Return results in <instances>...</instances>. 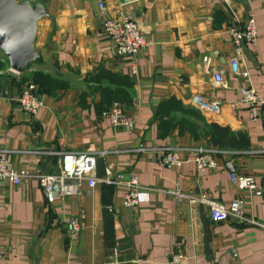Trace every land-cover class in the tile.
I'll list each match as a JSON object with an SVG mask.
<instances>
[{
	"label": "crops",
	"instance_id": "crops-1",
	"mask_svg": "<svg viewBox=\"0 0 264 264\" xmlns=\"http://www.w3.org/2000/svg\"><path fill=\"white\" fill-rule=\"evenodd\" d=\"M30 1L47 14L37 23L39 58L23 74L0 72V88H7L5 96L0 92V154L26 172L19 187L0 184V264H168L176 252L184 256L182 264H264V230L252 223L264 220V112L251 120L238 92L249 84L264 99V0H232L230 6L222 0ZM100 1L112 15L121 13L139 25L148 43L134 57L118 56L104 37ZM250 14L257 42L242 46L237 56L249 74L244 80L227 71L234 47L226 30ZM100 69L129 78V102L119 103L132 128L116 129L102 116L98 84L85 80ZM216 69L223 70V85L213 82ZM34 73L64 87L51 94L36 90L43 106L29 115L15 98ZM193 94L218 99L219 115L209 117L193 107ZM170 100L244 132L249 146L232 153L177 128L162 136L156 110ZM140 144L144 151L136 150ZM183 146L212 149L215 167L200 172L184 151L179 167L157 163L163 148ZM65 153H96L98 178L106 168L125 176L135 172L146 201L125 207L122 190L98 180L94 188L82 183L78 193L47 203L38 178L58 174ZM226 160L234 162L238 175L253 176L254 192L229 180ZM174 188L185 195L182 201L168 191ZM201 198L222 203L227 217L214 220ZM237 199L241 217L231 212ZM104 207L112 208V248L103 236ZM80 212L83 228L71 238L69 221Z\"/></svg>",
	"mask_w": 264,
	"mask_h": 264
},
{
	"label": "built area",
	"instance_id": "built-area-1",
	"mask_svg": "<svg viewBox=\"0 0 264 264\" xmlns=\"http://www.w3.org/2000/svg\"><path fill=\"white\" fill-rule=\"evenodd\" d=\"M224 4L231 5L232 0H222ZM98 17L104 37L113 42L115 53L120 57H134L139 50L143 49L148 43L146 37L141 31L139 25L122 16L111 14V10L106 7L103 1L98 2ZM227 36L231 40L234 47V54L228 63V73L232 76L236 75L241 79H249L248 72L240 66L239 56L242 51V46H248L257 42V24L254 17L250 14L243 22L235 20L227 27ZM8 71H10L8 69ZM131 71H134L132 67ZM222 69H216L212 72L214 84L223 85L224 77ZM239 101L248 109L249 118L256 119L264 112V99L261 98L253 87L249 84H243L238 87ZM20 109L29 115H35L36 112L43 106L42 100L36 92V87L32 83L26 82L23 84L19 95L15 98ZM190 104L197 110L202 111L209 117H217L220 113V102L218 99L206 97L202 94H193L189 98ZM233 105V104H232ZM102 116L108 120L109 124L116 129L132 128L133 121L128 119L126 112L119 102L111 103V106L102 112ZM146 148L141 144L137 146V151H144ZM184 151L192 156L193 162L201 172L207 168H214L216 163L213 161V150L203 146H186V147H166L163 148L158 157L157 163L165 167H179L183 162L179 153ZM236 153L235 151H231ZM102 155V153H101ZM96 153H65L61 156L60 170L56 175H44L38 178L39 187L47 203H53L59 198H63L80 191L82 183H86L88 187L94 188L97 181L101 180L105 183L112 184L116 188L122 190L120 200L125 207L137 206L141 202L146 201L145 195L139 189L138 177L135 172L130 171L127 176L120 171H114L106 168L104 175L98 178L95 174ZM225 167L228 171L229 180L241 189H246L249 192H254L256 183L251 175H238L234 162L226 160ZM26 178V172L18 171L12 168L5 156L0 154V184L7 183L11 186H21ZM176 196L178 201L184 199V194L178 188L168 190ZM190 202H196L195 199L188 198ZM208 204L210 216L214 220H221L227 217L228 210L222 203L213 200L201 198ZM200 200V201H201ZM108 211H112L108 207ZM231 212L241 217L242 202L237 199L231 205ZM252 223L264 230V220H253ZM69 235L75 238L83 228V214L69 221ZM184 256L180 252L173 253L168 261V264H182Z\"/></svg>",
	"mask_w": 264,
	"mask_h": 264
},
{
	"label": "trees",
	"instance_id": "trees-1",
	"mask_svg": "<svg viewBox=\"0 0 264 264\" xmlns=\"http://www.w3.org/2000/svg\"><path fill=\"white\" fill-rule=\"evenodd\" d=\"M8 68L6 59L0 60V72ZM0 78L2 74L0 73ZM87 82H96L97 89L101 95L103 107L101 113L111 106L112 102H129L128 87L131 88L129 78L122 77L118 74L108 73L103 69L88 74L85 77ZM24 81L25 79L22 78ZM26 83V82H24ZM23 83V84H24ZM29 83L36 86L39 93L51 94L53 91L63 88L64 85L59 81H54L48 75L42 73H34ZM123 87V88H122ZM127 87V91L125 90ZM157 129L160 130L162 136L170 134L177 128L179 132L188 131L194 139L206 138L208 141L219 148L231 151H243L249 144L247 136L244 132L233 131L231 127L209 121L190 105L180 103L176 100H170L162 103L156 110ZM105 183V182H103ZM110 187H115L112 184L105 183ZM103 221V236L105 244L108 247H113V218L108 207L102 210Z\"/></svg>",
	"mask_w": 264,
	"mask_h": 264
},
{
	"label": "water",
	"instance_id": "water-1",
	"mask_svg": "<svg viewBox=\"0 0 264 264\" xmlns=\"http://www.w3.org/2000/svg\"><path fill=\"white\" fill-rule=\"evenodd\" d=\"M121 3L127 0H119ZM47 17L39 2L0 0V51L14 74H23L39 58L34 48L37 23ZM1 83V80H0ZM6 87L0 88L3 96Z\"/></svg>",
	"mask_w": 264,
	"mask_h": 264
},
{
	"label": "rangeland",
	"instance_id": "rangeland-1",
	"mask_svg": "<svg viewBox=\"0 0 264 264\" xmlns=\"http://www.w3.org/2000/svg\"><path fill=\"white\" fill-rule=\"evenodd\" d=\"M0 60H5L1 51H0Z\"/></svg>",
	"mask_w": 264,
	"mask_h": 264
}]
</instances>
